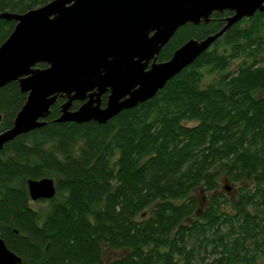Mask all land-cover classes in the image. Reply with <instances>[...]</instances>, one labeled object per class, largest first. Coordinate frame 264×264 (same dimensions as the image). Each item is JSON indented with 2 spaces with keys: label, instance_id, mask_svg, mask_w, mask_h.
<instances>
[{
  "label": "trees",
  "instance_id": "obj_1",
  "mask_svg": "<svg viewBox=\"0 0 264 264\" xmlns=\"http://www.w3.org/2000/svg\"><path fill=\"white\" fill-rule=\"evenodd\" d=\"M51 1L0 0V15ZM229 16L182 27L158 60ZM16 24L0 19V46ZM26 100L0 89V133ZM64 103L0 152V233L22 264H264V13L105 125L55 122ZM44 178L57 194L37 210L28 181Z\"/></svg>",
  "mask_w": 264,
  "mask_h": 264
},
{
  "label": "water",
  "instance_id": "obj_2",
  "mask_svg": "<svg viewBox=\"0 0 264 264\" xmlns=\"http://www.w3.org/2000/svg\"><path fill=\"white\" fill-rule=\"evenodd\" d=\"M224 11L233 15L221 31L190 39L170 60L158 62L182 27L208 24ZM258 12H264V0H53L24 14L2 13L0 19L17 24L0 46V89L16 82L27 100L12 128L0 133V152L44 127L59 98L66 101L55 122L99 125L152 100L231 27ZM74 102L83 104L72 110ZM28 190L33 202L57 194L51 178L29 180ZM0 264H22L1 233Z\"/></svg>",
  "mask_w": 264,
  "mask_h": 264
},
{
  "label": "rangeland",
  "instance_id": "obj_3",
  "mask_svg": "<svg viewBox=\"0 0 264 264\" xmlns=\"http://www.w3.org/2000/svg\"><path fill=\"white\" fill-rule=\"evenodd\" d=\"M214 77H215L214 75H212V76H207L206 79H205V82H210V81H212V80L214 79ZM223 186H224L225 188H229V187H231V185H230L229 183H226V184L224 183ZM224 192H225L226 194H228V193H231L232 190H231V189H225ZM32 205H33V207H34L35 209H37V210H47V208H48V204H47V203H42V202H40V201H38V202H32ZM108 258H110V255L107 256L106 261H107Z\"/></svg>",
  "mask_w": 264,
  "mask_h": 264
},
{
  "label": "flooded vegetation",
  "instance_id": "obj_4",
  "mask_svg": "<svg viewBox=\"0 0 264 264\" xmlns=\"http://www.w3.org/2000/svg\"><path fill=\"white\" fill-rule=\"evenodd\" d=\"M225 12L227 13V11H224L223 13H218V14H224ZM228 13H230V16L233 15V13H231V12H228ZM258 13H259V12H258ZM263 13H264V12H263ZM214 14H215V13H214ZM214 14H213V15H214ZM256 14H257V13H256ZM256 14H255V15H256ZM213 15L211 16V19H212ZM255 15H254V16H255ZM254 16H253V17H254ZM250 18H251V17H250ZM211 19H210V21H211ZM246 19H249V18H246ZM210 21H209V22H210ZM174 37H175V36H174ZM174 37H173V38H174ZM173 38H172V39H173ZM172 39H171V41H172ZM171 41H170V42H169V43H168V44L162 49V51H163V50H164V49H165V48L171 43ZM162 51H161V52H162ZM160 54H161V53H160ZM158 62H160V61L158 60ZM109 96H110V92H109V91L105 92V93L101 96V107H102V108H106L107 103H108V100H109ZM65 101H66V100H65ZM82 104H83V103H81V105H82Z\"/></svg>",
  "mask_w": 264,
  "mask_h": 264
},
{
  "label": "bare ground",
  "instance_id": "obj_5",
  "mask_svg": "<svg viewBox=\"0 0 264 264\" xmlns=\"http://www.w3.org/2000/svg\"><path fill=\"white\" fill-rule=\"evenodd\" d=\"M9 38V37H8ZM38 202V201H37Z\"/></svg>",
  "mask_w": 264,
  "mask_h": 264
}]
</instances>
